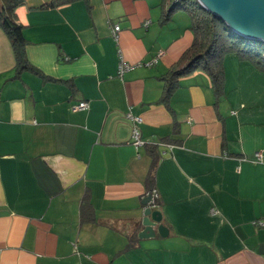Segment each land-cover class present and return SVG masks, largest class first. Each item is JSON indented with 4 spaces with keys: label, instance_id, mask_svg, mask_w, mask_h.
Instances as JSON below:
<instances>
[{
    "label": "crops",
    "instance_id": "obj_1",
    "mask_svg": "<svg viewBox=\"0 0 264 264\" xmlns=\"http://www.w3.org/2000/svg\"><path fill=\"white\" fill-rule=\"evenodd\" d=\"M50 1L23 0L15 17L27 60L53 81L13 79L0 29V264H264V75L227 56L219 99L197 71L166 106L159 77L191 43L186 13L161 25L165 0ZM152 148L161 222L139 238Z\"/></svg>",
    "mask_w": 264,
    "mask_h": 264
},
{
    "label": "trees",
    "instance_id": "obj_2",
    "mask_svg": "<svg viewBox=\"0 0 264 264\" xmlns=\"http://www.w3.org/2000/svg\"><path fill=\"white\" fill-rule=\"evenodd\" d=\"M75 1L80 0H51L43 7L58 8ZM22 4L23 0H0V29L9 40L14 57V74L12 78L18 79L22 72L28 71L39 77L43 82L53 81L54 79L32 66L26 58L27 41L23 36L22 26L16 22L15 17V10ZM163 9L164 11L159 18L161 25L169 22L176 12H184L188 15L192 40L180 59L165 74L159 77V80L163 83V90L157 102L168 106L172 94L178 87L179 79L197 71H201L208 76L213 93L216 99H219L224 93V60L227 56H234L240 62L250 64L264 75L263 42L249 40L231 32L221 20L204 10L196 0H165ZM64 83L74 91L72 84L68 81H64ZM174 128L176 130V125ZM149 153L152 157V167L146 177L145 185L148 192L152 193L154 171L158 157L153 148L149 149ZM157 206L158 201L156 200L153 209H156ZM91 210L92 205L88 196L85 195L80 202L82 222L94 219L90 215ZM262 220L264 221V219ZM258 221L261 220L255 221L254 225ZM133 237L130 238L127 248L133 247L135 243Z\"/></svg>",
    "mask_w": 264,
    "mask_h": 264
},
{
    "label": "water",
    "instance_id": "obj_3",
    "mask_svg": "<svg viewBox=\"0 0 264 264\" xmlns=\"http://www.w3.org/2000/svg\"><path fill=\"white\" fill-rule=\"evenodd\" d=\"M210 14L221 20L233 33L249 40L264 43V0H196ZM150 195L143 200L147 206L143 211L142 225L145 227L138 234L139 238L155 235L154 225L161 222V213L152 211L149 206ZM158 234L165 237L168 230L162 224Z\"/></svg>",
    "mask_w": 264,
    "mask_h": 264
},
{
    "label": "built area",
    "instance_id": "obj_4",
    "mask_svg": "<svg viewBox=\"0 0 264 264\" xmlns=\"http://www.w3.org/2000/svg\"><path fill=\"white\" fill-rule=\"evenodd\" d=\"M146 24L147 23H145V25ZM119 30H120V28L118 25H114L112 30H111V36L115 40L118 39ZM161 55H162V53L160 52L159 56H161ZM154 62H156V60H154ZM130 68H131L130 65L121 61L120 65H119V69H118L119 75H122L125 70H129ZM87 107H88V105L86 102H80V103L75 105L74 109L82 111V110H86ZM128 118L131 120V123H132L131 140H132L133 146L138 148L139 146H141L143 144V141H142L141 136H140V131L137 127L139 125V123L141 122V119L139 117H133L130 114H128ZM257 157L260 158V155L258 154ZM149 195L151 197L150 202H149V207L151 209H153L155 207V201L157 200L158 195L155 191H152V193H150ZM255 225L259 226V227H263L264 221L263 220L258 221L255 223Z\"/></svg>",
    "mask_w": 264,
    "mask_h": 264
}]
</instances>
